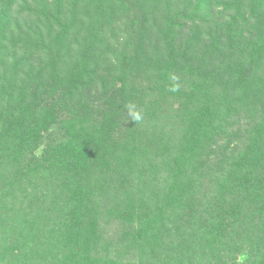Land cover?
<instances>
[{
    "label": "trees",
    "instance_id": "16d2710c",
    "mask_svg": "<svg viewBox=\"0 0 264 264\" xmlns=\"http://www.w3.org/2000/svg\"><path fill=\"white\" fill-rule=\"evenodd\" d=\"M0 264H264V0H0Z\"/></svg>",
    "mask_w": 264,
    "mask_h": 264
},
{
    "label": "rangeland",
    "instance_id": "374dc122",
    "mask_svg": "<svg viewBox=\"0 0 264 264\" xmlns=\"http://www.w3.org/2000/svg\"><path fill=\"white\" fill-rule=\"evenodd\" d=\"M138 5L140 4V3H137ZM136 14H138L139 13V10L136 8ZM139 52H135V53H131L133 56H136L137 54H138ZM145 60V59H144ZM146 62H149V61H147V60H145ZM137 63H140V62H137ZM141 68V67H140ZM146 71V70H145ZM144 70H143V68H142V71H135L134 73H133V76H137L138 78H140V76L139 75H143V73L145 72ZM137 82H139V81H137ZM246 258V255L244 254V255H242L241 256V259H240V261H242V260H244Z\"/></svg>",
    "mask_w": 264,
    "mask_h": 264
}]
</instances>
